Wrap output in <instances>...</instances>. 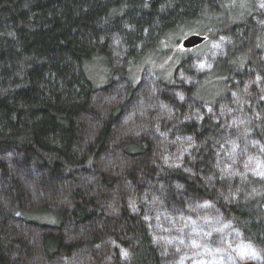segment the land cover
<instances>
[{
  "label": "trees",
  "instance_id": "16d2710c",
  "mask_svg": "<svg viewBox=\"0 0 264 264\" xmlns=\"http://www.w3.org/2000/svg\"><path fill=\"white\" fill-rule=\"evenodd\" d=\"M253 6L252 0H0V149L11 147L32 157L42 173V187L56 193L65 204L73 226L84 228L100 218L108 220L128 253L124 260L114 250L109 264H161V258L147 226L128 204L122 206L119 215L112 210V195H118L122 202L124 195L116 190L115 179L96 161L112 130L111 121L105 123L87 152L76 149L81 117L93 113L92 96L103 86L91 81L87 65L103 59L109 76L113 71L109 41L118 34L132 66L152 55L157 61L164 58L161 70L153 66L160 84L180 86L174 72L188 55L187 49L177 47L182 35L223 33L232 38V43L187 88V93L199 103L225 100L228 79L246 76L249 68L264 83L260 58L264 52V24L255 23ZM126 71L121 74H128ZM162 97L169 99L164 94ZM256 100L255 133L264 143V100ZM176 106L183 109L178 103ZM120 112L115 108L111 119ZM172 129L178 135L191 134L198 143L212 145L218 144L221 131L220 124L208 117L187 119ZM146 149L134 142L123 147L130 166L139 158L135 163L143 167L147 177L164 186L168 199L179 201L171 187L173 180L192 194L217 199L198 176L206 167L203 160H198L199 149L185 158L184 164L192 172L166 166L154 156L147 159ZM0 168H5L1 162ZM135 172L132 169L127 174L133 182ZM82 174L97 177L99 187L94 183L91 188L95 195L88 193L89 185H79L78 176ZM260 183L258 179L249 180L242 186L239 200L222 207L248 241L264 248L263 198L254 189ZM135 202L143 206L139 190ZM15 210L26 225L48 229L62 226L64 212L48 205L30 208L18 199ZM11 244L10 239L0 238V264L10 263L6 253ZM42 244L47 256L59 251L70 253L80 246L65 243L61 236L51 233L43 237ZM90 258L91 264H101L92 254Z\"/></svg>",
  "mask_w": 264,
  "mask_h": 264
},
{
  "label": "rangeland",
  "instance_id": "374dc122",
  "mask_svg": "<svg viewBox=\"0 0 264 264\" xmlns=\"http://www.w3.org/2000/svg\"><path fill=\"white\" fill-rule=\"evenodd\" d=\"M252 1L253 19L263 25L264 0ZM205 36L203 43L186 50V59L175 69V79L180 86H164L153 70V66L162 69L164 58L157 61L156 55H152L132 66L121 37L112 35L108 50L113 70L110 75L103 59L86 68L91 81L103 86L92 96L93 113L81 117L76 149L87 152L105 123L111 121L112 130L96 161L102 171L115 179L116 190L124 195L123 202L118 195H112V210L119 215L122 206L128 204L132 212L141 217L161 264H263L264 248L248 241L222 207V204L233 205L239 200L242 186L251 179H258L261 183L254 189L263 198L264 211V143L256 135L254 123L258 114L256 98L264 100L263 78L249 68L246 76L228 79L225 100L199 103L192 99L187 88L207 72L232 43V38L223 33H205ZM180 40L177 47L184 49ZM260 58L264 63V52ZM125 70L129 73L122 75ZM163 94L169 99H164ZM177 103L183 109L180 110ZM115 108H120L121 112L111 119ZM206 117L220 124L217 145L198 143L193 135H178L172 129L187 119ZM129 142L143 144L147 148V159L149 155L154 156L166 166L182 167L188 172L192 169L184 164L185 158L199 149L198 160H203L206 167L198 176L217 199L192 194L174 180L171 187L179 201L168 199L164 186L147 177L142 172L143 167L135 163L139 158L130 166L123 151ZM0 162L5 166L0 168V238L12 241L6 253L9 264H91V254L101 264H109L114 250L120 258H127V250L116 238L119 232L108 220L100 218L84 228L72 225L65 204L56 193L42 187V173L31 156L5 147L0 149ZM132 169L137 170L135 182L127 177ZM78 177L79 185H89L88 193L95 195L96 191L91 188L97 185V177L93 174ZM137 190L141 193L142 207L135 202ZM18 199L26 207L48 205L56 212H64L61 228L26 225L15 210ZM48 233L61 236L65 243H80V246L70 253L59 251L47 256L42 241Z\"/></svg>",
  "mask_w": 264,
  "mask_h": 264
},
{
  "label": "water",
  "instance_id": "95a60500",
  "mask_svg": "<svg viewBox=\"0 0 264 264\" xmlns=\"http://www.w3.org/2000/svg\"><path fill=\"white\" fill-rule=\"evenodd\" d=\"M152 1V0H148ZM206 36L204 34L200 33H190L186 37L181 39V46L185 49H191L201 43H203L206 40ZM242 264H255L253 262H245ZM263 264H264V256H263Z\"/></svg>",
  "mask_w": 264,
  "mask_h": 264
}]
</instances>
